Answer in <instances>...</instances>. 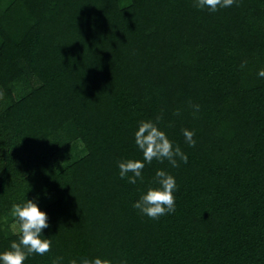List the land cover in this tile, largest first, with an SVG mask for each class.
Segmentation results:
<instances>
[{"label":"trees","instance_id":"obj_1","mask_svg":"<svg viewBox=\"0 0 264 264\" xmlns=\"http://www.w3.org/2000/svg\"><path fill=\"white\" fill-rule=\"evenodd\" d=\"M261 68L264 0L215 13L194 0H0V250L16 239L11 206L30 187L53 243L24 264H264ZM16 83L27 86L19 97ZM157 115L188 161L154 160L129 184L117 161L140 155L133 132ZM75 140L85 154L55 165ZM157 168L176 177V210L152 219L132 202Z\"/></svg>","mask_w":264,"mask_h":264},{"label":"clouds","instance_id":"obj_2","mask_svg":"<svg viewBox=\"0 0 264 264\" xmlns=\"http://www.w3.org/2000/svg\"><path fill=\"white\" fill-rule=\"evenodd\" d=\"M234 3L235 0H194V6L198 10L211 13L229 8ZM257 75L264 78V68L258 69ZM191 107L195 116L200 105L193 103ZM161 122V115L138 121L133 139L140 155L124 157L117 161L118 175L122 180L126 179L132 185H136L138 181L142 182L146 165L152 164L154 160L161 163L166 160L172 168L179 167L181 162L187 163V153L169 137ZM181 131L185 143L194 147L195 131L189 128H183ZM177 189L175 175L167 168H157L152 181L139 192L138 198L132 202V207L143 215L159 219L175 212ZM26 192L11 206L16 239L0 250V264H24L30 256H44L51 250L53 242L50 236L45 234V230L51 228V223L47 211L40 204L42 193H34L28 197ZM42 192L47 195L46 191ZM63 259L56 257L53 264H63ZM68 264H128V260L123 257L80 255L69 259Z\"/></svg>","mask_w":264,"mask_h":264},{"label":"rangeland","instance_id":"obj_3","mask_svg":"<svg viewBox=\"0 0 264 264\" xmlns=\"http://www.w3.org/2000/svg\"><path fill=\"white\" fill-rule=\"evenodd\" d=\"M124 3H126L128 0H122ZM26 84H15L14 87V94L16 97L21 96L26 91ZM6 101V97L4 96L3 89L0 87V109L4 105ZM85 154V147L83 143L79 140H75L71 144L67 145L62 150L55 152L53 156V162L55 165L62 167L65 164L72 163L79 158H81ZM52 198V195H50V199ZM7 227L15 232L16 226L13 224V222H10Z\"/></svg>","mask_w":264,"mask_h":264}]
</instances>
